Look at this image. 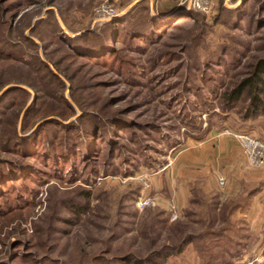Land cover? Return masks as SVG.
I'll list each match as a JSON object with an SVG mask.
<instances>
[{
	"label": "rangeland",
	"instance_id": "1",
	"mask_svg": "<svg viewBox=\"0 0 264 264\" xmlns=\"http://www.w3.org/2000/svg\"><path fill=\"white\" fill-rule=\"evenodd\" d=\"M205 1L207 13L194 9L189 0H12L22 5L17 17L13 19L16 11L5 18L0 14V22H6L0 24L4 42L20 43L28 53L25 63L36 56L51 72L43 70L40 75L34 66L18 62L0 64V95L12 86L30 94L20 99L14 95V107L8 103L0 111V143L16 128L19 138L41 130V137L60 146L65 130L50 125L54 121L67 128L77 125L83 132L91 128V121L109 125L117 117L128 123L118 131L112 148L95 139L93 156L86 153L85 158L72 159L64 168L55 165L54 170L35 155H16L0 146V163L25 168L20 180L1 191L0 207L19 196L28 202H19L11 221L0 228V262L83 264L94 257L120 264L115 261L127 255L144 258L150 249L177 246L181 236L191 235V243L179 255L159 263L264 264V171L256 172L264 167L249 166L241 148L246 165L238 169L214 148L206 155L207 166L194 167L204 168L201 176H186L180 165L183 151L231 137L226 131L264 142V118L243 121L222 112L219 104L223 89L242 77L255 58L264 57V0ZM105 2L118 14L109 21L96 15ZM140 3L156 21L172 18V24L149 43L119 42L118 58L127 63L120 73L107 65L110 57L107 64L72 57L55 40L51 26L32 32L37 20L54 17L74 37ZM193 11L197 21L183 18ZM23 13L25 17L18 20ZM60 13L78 33L67 31ZM23 36L31 44L20 41ZM205 58L215 65L202 72L199 62ZM31 102L34 109L23 135L21 120ZM109 127L113 129L112 122ZM251 173L255 176L246 175ZM145 198L151 204L142 209L139 201ZM176 228L183 234L176 231L174 236ZM20 255L27 258L12 261Z\"/></svg>",
	"mask_w": 264,
	"mask_h": 264
},
{
	"label": "trees",
	"instance_id": "2",
	"mask_svg": "<svg viewBox=\"0 0 264 264\" xmlns=\"http://www.w3.org/2000/svg\"><path fill=\"white\" fill-rule=\"evenodd\" d=\"M11 1L12 0H0L1 18L2 16L3 18H5L7 14H11L12 12L14 13L15 11L16 12L13 14V19L17 17V11L21 9L22 5H20V3L14 4ZM49 4L50 3H48V5ZM148 12V7H143V5L141 6V3L136 4L125 14L110 22L104 23L100 28L85 31L83 33L75 35L74 37H69L60 28L57 20L54 17L53 19L46 17L45 19H40L35 22L34 26L32 27V32L35 33L37 29L40 30L43 29V27L51 26L52 28H54L52 31H55V40L59 41L61 45L66 46L70 50L69 54L72 57H81L83 59L86 58L92 60L94 63L102 64H107L108 61H110L108 60V57H110V59H112V62H110L111 64L107 65H110L109 67L112 69L117 68L120 73L124 66L127 65V63H124L118 58L116 46L119 42L125 41L130 43H149L160 38L161 34H163L166 29H168L172 24V22L170 21L172 20V18L167 21H156ZM25 13L21 14L18 20ZM48 14L54 16L52 11H48ZM60 18L68 32H70L71 34H76L79 32L73 30L62 13H60ZM183 18H190L197 21L199 17L193 11L183 16ZM0 24L6 25V22H0ZM7 29L8 31L12 29L10 24H8ZM15 30H17L18 33L21 32V26L19 23ZM19 40L23 43L25 42L27 44H31L30 41L24 36L22 40ZM3 42L4 38L0 36L1 65H10L16 62L20 64L24 63L25 65L30 64L35 67L36 73H38L37 71H40V75H42L43 70H45L46 73L48 72V74H51L47 67V64L43 63V61L36 56L33 57V62L29 61L25 63L26 60L24 58L28 55V53L22 50V46L20 45V43L4 42L3 44ZM199 63L200 66H202V72L207 71V69L210 68L212 64L215 65V63L211 60H208V58L203 59V61ZM247 69V72L242 77H239V79H237L236 81L231 82L229 86H226V88L223 89L222 93L219 95V104L222 112H230L236 116H239L243 121L255 122L261 118H264V57L255 58V61L251 63ZM32 87L33 86H30V88ZM14 95L19 96L20 99V97L27 98L30 94L26 89L20 87L12 86L5 89L0 95V111H2V108L5 107L8 103L11 107H14V101L12 102ZM36 97L37 95L35 94L33 98L35 99L34 103L37 100ZM34 103L31 102V106L28 107L23 114L20 126V133H22L23 135L26 134V131L28 129L26 120L28 116L31 115L30 113L34 109ZM17 120L15 121V126L17 124ZM111 122L113 125V129L109 130ZM111 122H108L109 125L102 124L98 126L95 121H91V128L87 130V132H83V130L81 131L77 125H74L72 128L69 127V129L62 124L54 121L53 124L50 125L59 126L65 130V137L63 139L65 141L61 143L60 146H56L55 142H53L54 144H52V141L46 137L45 139L41 137V130H39V132L33 133L32 136L28 135L25 137L23 136V138H19L16 132V128H13L11 129L13 135L8 136L7 139H4L5 141L3 143H0V146L3 148H5V146H8V151H11V153H14L16 155H35L32 157L40 159L44 165H48V167L53 170L56 166H58L59 168H64L72 159L78 157L82 158V156H84L83 158H85L86 153L87 155L93 156V152L96 151L95 145H97L96 142H94L95 139L96 141H107L109 147L112 148V146L116 144V135H118V131H122L128 128V123L117 117L112 119ZM47 125L49 124H46V126ZM97 131H103L102 135H98ZM74 133H80L83 138L78 139L79 136L77 134L75 135ZM107 134L110 135L106 136ZM106 137H108L107 140ZM90 161L94 162L96 161V159L92 158L90 159ZM51 163L53 164L49 165ZM15 165V163L10 162V164H8V167H6L5 164L0 163V193L1 191H4L3 189L6 185H9L10 183L13 185L15 181L20 180L19 175L22 174L25 168L23 166L20 167L17 165V167ZM22 165L26 166V164ZM193 188L194 187H192L190 190H192ZM248 195H253V192H249ZM19 202L24 203L26 201H24L23 198L19 196L15 201L6 199L3 208L0 207V228L11 221L10 219L12 217L9 216L13 214V212L15 213L17 211L16 208L19 206ZM192 203L193 199H191L190 196L189 204L191 205ZM177 224H175L174 226H177ZM178 228L173 230V235L176 231L178 233H181V235L183 234L182 232H180V230H178ZM191 241V235L185 236L184 238L181 236V240H177V246L176 244H173V246L163 245L160 248L150 249V251L146 253L147 255L144 258H132L127 255L126 257L121 258L123 260H117L115 262H119L120 264H160V261L163 262L172 256L179 255L185 249V247L191 243ZM22 258L27 257L20 255L19 257L13 258L12 261ZM8 263L9 262H0V264ZM83 264L112 263L110 262V260L101 258L95 259L94 257H91V259Z\"/></svg>",
	"mask_w": 264,
	"mask_h": 264
},
{
	"label": "crops",
	"instance_id": "3",
	"mask_svg": "<svg viewBox=\"0 0 264 264\" xmlns=\"http://www.w3.org/2000/svg\"><path fill=\"white\" fill-rule=\"evenodd\" d=\"M214 150L217 152L218 156L222 155L220 158L225 160L228 165H231L232 168H235L240 166V164H243V166L246 165V160L241 154L240 146L237 144L236 141L233 140L231 137H225L221 136L215 141H211L205 144H201V146H198L197 148H191L187 151H183V153L179 154L180 158V165H182L187 172L186 176L191 177V173H193L196 177L198 175L201 176V174H204L203 170L204 168H201L202 170H196L194 167L196 165L202 164V165H208L210 162L206 155L210 150ZM214 162V161H213ZM187 168H190L192 170H188ZM209 168V167H208ZM264 170L256 171V172H263ZM219 172V171H218ZM237 172H240L239 170ZM219 174V173H218ZM224 174V173H223ZM239 177L245 178L246 175L249 177H254L255 174H238ZM254 175V176H253ZM184 176V177H186ZM225 176V175H224ZM228 176V175H227ZM194 177V176H193ZM263 177L261 176V179ZM187 180V179H186ZM230 190L232 189V186H230ZM234 190V189H233ZM187 198H184V201L181 200V204H183Z\"/></svg>",
	"mask_w": 264,
	"mask_h": 264
},
{
	"label": "built area",
	"instance_id": "4",
	"mask_svg": "<svg viewBox=\"0 0 264 264\" xmlns=\"http://www.w3.org/2000/svg\"><path fill=\"white\" fill-rule=\"evenodd\" d=\"M189 4H191L194 9L196 8L206 13L209 11V5L205 0H189ZM96 15L103 21H109L118 16L115 8L111 7L106 2L96 9ZM225 133L238 141L249 166L253 168L264 167V142L262 140L248 134H230L227 131ZM219 184H224L223 178H219ZM150 204V198H145L139 201V205L142 209L148 207ZM171 213L173 214V219H176L175 211H172Z\"/></svg>",
	"mask_w": 264,
	"mask_h": 264
}]
</instances>
